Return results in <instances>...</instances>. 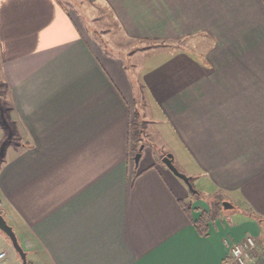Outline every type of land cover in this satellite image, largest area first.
<instances>
[{"label":"crops","instance_id":"obj_1","mask_svg":"<svg viewBox=\"0 0 264 264\" xmlns=\"http://www.w3.org/2000/svg\"><path fill=\"white\" fill-rule=\"evenodd\" d=\"M80 3L106 7L133 39L206 40L189 47L194 61L178 60L177 78L167 60L143 79L196 170L244 203L253 234L220 220L200 233L188 188L151 150L144 146L133 167L140 79L130 59L90 34L62 0H0L1 67L25 139L0 146V213L33 244L28 257L238 264L230 242L252 235L257 249L247 264H264V0ZM7 254L4 264L15 263Z\"/></svg>","mask_w":264,"mask_h":264},{"label":"rangeland","instance_id":"obj_2","mask_svg":"<svg viewBox=\"0 0 264 264\" xmlns=\"http://www.w3.org/2000/svg\"><path fill=\"white\" fill-rule=\"evenodd\" d=\"M62 1L67 4V7L74 8L81 14L82 23L88 28L90 34H93L104 45L110 47L116 54L126 56L130 59L129 62L135 64L136 66L134 67L138 69V77L140 79V85L138 86L140 90L138 91H140V94L136 98L135 110L139 115V129L141 128L143 130V136L140 140L136 141L137 149L132 154L133 167L137 166L135 163V154L140 150L141 145L146 146L145 150H151L154 160L161 166L165 165L162 157L167 152H171L174 155L175 164L178 169L192 176L194 188L201 192L199 195L193 194L186 183L179 178L190 192L192 206L198 209L203 207L207 210H214L216 214L214 218L215 223L220 220L226 227L235 225L244 226V229L248 231L247 234H253V231H251L252 227L250 226L252 218L248 215L251 213H246L247 209L243 208L244 203L242 205V201L238 197L230 196L225 191H220L215 188L216 184L211 181L210 176L206 172L196 170L194 157L184 147L176 133L171 130L166 116H163L162 112L157 109L156 101L152 93L149 92L148 86L144 83L145 80L143 79L149 77L150 71L152 72L157 69L156 67H159L167 60L172 61L170 64H166L164 68L171 73L172 77L177 78V75L180 74V61L178 60L182 57L181 61L185 63L184 60H186L185 64H188V61H194L196 52L194 49L189 50V47L201 46L204 42L206 43V40L198 36H191L192 38H186V40L176 42L166 41L164 38L160 40L154 38H150L149 40L148 38L133 39L126 35L122 29L121 22L116 20L106 7L82 4L80 3L81 0ZM178 48H180V52L177 51ZM186 48L185 54L183 49ZM1 61L0 57V146L3 142V144L9 147L12 143L24 142L25 139L18 131L19 120L12 114L13 103L10 100V89L4 81ZM2 163L3 160L0 159V165ZM224 199H231V201L239 206V209L224 211L223 207H220ZM255 224H259V222L255 220ZM261 226L258 228L264 232V224H261ZM16 231L18 232L17 229ZM0 238L6 242L3 247H0V250H7L15 256L16 262L12 264H22L21 258L15 251L11 241L1 231ZM21 243L28 250L34 249L33 244L27 238L23 239ZM28 264H39V259L35 255H30L28 257Z\"/></svg>","mask_w":264,"mask_h":264},{"label":"water","instance_id":"obj_3","mask_svg":"<svg viewBox=\"0 0 264 264\" xmlns=\"http://www.w3.org/2000/svg\"><path fill=\"white\" fill-rule=\"evenodd\" d=\"M143 148L144 146L141 145L140 150L135 154L136 165H138L140 162ZM162 161L178 178L182 179L186 183L193 194L198 193V190L194 188L192 184L191 176L181 172L176 166L174 155L171 152H168L163 157ZM221 204L224 211H229L236 208L239 209V206L229 199H224ZM0 231L3 232L11 241L15 251L21 258L22 264H28V251L22 245L18 234L14 230V227L8 222L7 218L2 213H0Z\"/></svg>","mask_w":264,"mask_h":264},{"label":"trees","instance_id":"obj_4","mask_svg":"<svg viewBox=\"0 0 264 264\" xmlns=\"http://www.w3.org/2000/svg\"><path fill=\"white\" fill-rule=\"evenodd\" d=\"M130 128H131V142H132V146H133V151H136V141L140 140L141 137L143 136V130H141V128L139 129V115L136 111H132V118L130 121ZM5 145V144H4ZM3 148V147H2ZM1 148V149H2ZM191 180L193 181V177H191ZM201 192L198 191V195ZM222 205H220L221 207ZM192 207V206H190ZM188 207V208H190ZM198 209V208H197ZM198 211H200L198 218L194 221V224L196 226V228L198 229V231L202 234H207L209 231V227H210V223L213 222L215 219V211L210 209H204L199 208Z\"/></svg>","mask_w":264,"mask_h":264},{"label":"built area","instance_id":"obj_5","mask_svg":"<svg viewBox=\"0 0 264 264\" xmlns=\"http://www.w3.org/2000/svg\"><path fill=\"white\" fill-rule=\"evenodd\" d=\"M257 243L255 237L248 235L238 242H230V253L232 260L238 264H247V261L255 256ZM7 251L0 252V264L7 260Z\"/></svg>","mask_w":264,"mask_h":264},{"label":"flooded vegetation","instance_id":"obj_6","mask_svg":"<svg viewBox=\"0 0 264 264\" xmlns=\"http://www.w3.org/2000/svg\"><path fill=\"white\" fill-rule=\"evenodd\" d=\"M167 153H168V152H167ZM167 153H166V154H167ZM166 154H165V155H166ZM165 155H164V156H165ZM164 156H163V157H164ZM163 157H162V159H163ZM192 182H193V181H192Z\"/></svg>","mask_w":264,"mask_h":264}]
</instances>
